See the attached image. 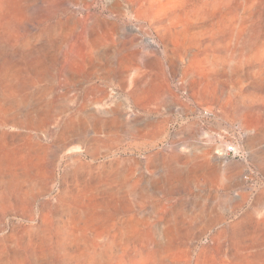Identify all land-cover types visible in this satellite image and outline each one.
<instances>
[{
  "label": "rangeland",
  "instance_id": "1",
  "mask_svg": "<svg viewBox=\"0 0 264 264\" xmlns=\"http://www.w3.org/2000/svg\"><path fill=\"white\" fill-rule=\"evenodd\" d=\"M137 261L264 264V0H0V264Z\"/></svg>",
  "mask_w": 264,
  "mask_h": 264
},
{
  "label": "built area",
  "instance_id": "2",
  "mask_svg": "<svg viewBox=\"0 0 264 264\" xmlns=\"http://www.w3.org/2000/svg\"><path fill=\"white\" fill-rule=\"evenodd\" d=\"M206 114H208V112H205ZM224 152L227 156H231L233 158H237V159H246L247 156V152L245 150H243L237 143H231L228 144L225 149ZM253 172L250 171L249 174H246L245 178L246 179H250L252 176Z\"/></svg>",
  "mask_w": 264,
  "mask_h": 264
},
{
  "label": "crops",
  "instance_id": "3",
  "mask_svg": "<svg viewBox=\"0 0 264 264\" xmlns=\"http://www.w3.org/2000/svg\"><path fill=\"white\" fill-rule=\"evenodd\" d=\"M46 258H41V262H44ZM38 262V261H37ZM37 262L31 263V264H37ZM44 264V263H43Z\"/></svg>",
  "mask_w": 264,
  "mask_h": 264
},
{
  "label": "bare ground",
  "instance_id": "4",
  "mask_svg": "<svg viewBox=\"0 0 264 264\" xmlns=\"http://www.w3.org/2000/svg\"><path fill=\"white\" fill-rule=\"evenodd\" d=\"M142 235V234H141ZM137 239H139V238H137ZM146 240V239H145ZM147 240H149V239H147ZM141 241V240H140ZM143 242H145V241H143ZM147 258H150V257H147ZM136 261V260H135ZM136 264H138V261L137 262H135ZM200 264V263H199ZM201 264H203V263H201Z\"/></svg>",
  "mask_w": 264,
  "mask_h": 264
}]
</instances>
